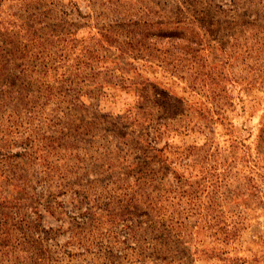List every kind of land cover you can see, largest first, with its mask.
<instances>
[{
  "label": "rangeland",
  "instance_id": "rangeland-1",
  "mask_svg": "<svg viewBox=\"0 0 264 264\" xmlns=\"http://www.w3.org/2000/svg\"><path fill=\"white\" fill-rule=\"evenodd\" d=\"M58 8L80 23L56 30L79 40L65 50L70 64L90 37L126 29L107 24L127 9L132 19L176 18L178 59L156 60L172 49L148 43L149 62H134L151 64L136 78L159 98L150 119L128 117L144 107L139 92L85 82L60 84L15 130L0 117V197L3 188L19 197L9 205L26 223L0 241V264H264V0H59ZM109 57L95 71L120 61ZM62 71L46 76L50 86ZM167 144L166 161L152 147ZM187 208L212 226L196 225L192 244L170 227Z\"/></svg>",
  "mask_w": 264,
  "mask_h": 264
},
{
  "label": "trees",
  "instance_id": "trees-1",
  "mask_svg": "<svg viewBox=\"0 0 264 264\" xmlns=\"http://www.w3.org/2000/svg\"><path fill=\"white\" fill-rule=\"evenodd\" d=\"M58 5L59 0H0V117H7L9 128L15 130L21 115L31 112L28 107L36 106L39 100L48 102L60 91L58 88L60 84L67 83V87L70 85L72 89L73 85L81 88L80 86L85 82L84 85L97 89L111 85L122 90L132 89L139 92L137 103H143L144 107L136 106L134 110H128L130 111L128 117L146 115L144 119H150L149 108H152L159 98L153 95L151 99L148 94L151 90L148 87H151V84L145 81L137 82L136 78L141 77L139 69L151 64L143 62L137 66L134 62L138 59L149 62L144 57V49L148 48V43H151L156 51H159L158 46L171 48L172 51H161L159 55L153 56H157L156 60L161 62L170 59L169 63L175 67L178 58L171 52L175 51L173 50L176 45L175 39L179 36L177 31L182 29L176 18L155 12L157 17L152 13L151 17L142 20L140 14L137 19L130 18L129 9L118 13L112 12L113 17L107 26L113 23L116 26L126 25L127 28L120 32L105 29L104 33L99 34L100 37H90L87 51L77 53L70 64L65 50L71 49L70 45L76 44L79 40L76 37L68 38L67 34H72L70 31L56 33V30L64 25L77 28L80 23L68 19L67 13L59 9ZM174 14L175 11L173 16ZM138 23H141V27H137ZM129 26L132 28L129 29ZM165 38L168 41L165 42ZM113 53L120 58V61L111 68L95 71L93 65L104 63ZM60 69L63 71L55 80L57 86H50L46 76ZM72 73L76 77L75 80ZM171 73L175 75V70L172 69ZM158 106L162 105L158 103ZM145 109L149 110L144 111ZM153 132L156 138L164 134L159 127L154 128ZM17 139L19 138H11V141ZM20 139L25 151L29 147L28 139L25 138V141L22 137ZM170 146L167 144L165 148L159 150L153 145L152 149L158 151L160 155L157 156H160V159L166 160L163 154L166 150L172 152L169 150ZM178 154L180 153L177 152L176 155ZM176 155L173 160L181 159ZM173 163L171 160L168 161L169 165ZM179 165L171 167L177 181L182 180L179 173L182 165ZM178 187L180 189L181 186ZM190 187L191 184L188 183L189 190L184 191L189 201L192 198ZM3 190V195L0 197V241L6 237L13 238V230L21 226L18 225V221L23 227L26 224L25 221L13 216L14 213L12 214V207L16 206L13 203H17L19 197H12L9 189L7 191L3 188ZM165 193L171 200L177 196L172 188L165 190ZM192 218L195 219L193 226H191ZM200 224L212 227L208 224L206 216H195L187 208L175 222H171L170 227L174 230L177 239L179 237L181 242L192 244L193 234L198 232L195 226ZM15 243L18 244L16 241Z\"/></svg>",
  "mask_w": 264,
  "mask_h": 264
}]
</instances>
